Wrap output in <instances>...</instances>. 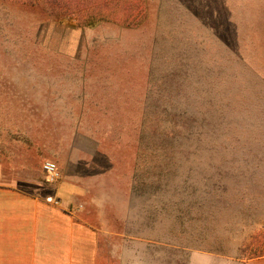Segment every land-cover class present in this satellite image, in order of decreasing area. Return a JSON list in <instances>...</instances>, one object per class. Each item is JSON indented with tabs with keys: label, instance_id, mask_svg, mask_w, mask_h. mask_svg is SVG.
<instances>
[{
	"label": "rangeland",
	"instance_id": "1",
	"mask_svg": "<svg viewBox=\"0 0 264 264\" xmlns=\"http://www.w3.org/2000/svg\"><path fill=\"white\" fill-rule=\"evenodd\" d=\"M146 3L140 26L81 27L0 0V174L19 186L41 176L44 162L22 167L8 135L42 123L33 94L72 75L105 103L84 114L71 103L57 126L72 138L103 129L107 143L116 132L122 203L132 194L125 228L95 217L131 237L103 240L110 264H246L243 251L264 254V0Z\"/></svg>",
	"mask_w": 264,
	"mask_h": 264
},
{
	"label": "crops",
	"instance_id": "2",
	"mask_svg": "<svg viewBox=\"0 0 264 264\" xmlns=\"http://www.w3.org/2000/svg\"><path fill=\"white\" fill-rule=\"evenodd\" d=\"M57 68V72L72 71L71 66ZM62 77L70 80L63 82ZM73 77L56 74L38 86L33 97L39 102L31 119H41L42 123L8 135L23 148L22 167L36 166L27 160L40 164L51 160L58 164L62 179L45 185L39 179L42 171L39 178L29 176L19 186L4 181L0 174V264H110L103 240L112 234L131 240L126 232L114 234L95 222H101L95 217L112 215L121 218L125 228L124 216L132 207V194L125 205L118 188L122 175L117 133L112 132L107 143L103 129L92 135L77 131L72 138L57 126L61 114L76 111L71 103L83 104L81 114L91 112L86 103H105L100 93L94 97V91L74 84ZM25 114L29 119L30 112ZM119 263L129 261L123 255ZM256 263L264 264V258L246 262Z\"/></svg>",
	"mask_w": 264,
	"mask_h": 264
},
{
	"label": "trees",
	"instance_id": "3",
	"mask_svg": "<svg viewBox=\"0 0 264 264\" xmlns=\"http://www.w3.org/2000/svg\"><path fill=\"white\" fill-rule=\"evenodd\" d=\"M23 4L40 5L50 21L76 20L81 27L97 22H115L125 27L140 26L147 17L146 0H18ZM255 250V249H254ZM244 260L264 257L255 251H243Z\"/></svg>",
	"mask_w": 264,
	"mask_h": 264
},
{
	"label": "built area",
	"instance_id": "4",
	"mask_svg": "<svg viewBox=\"0 0 264 264\" xmlns=\"http://www.w3.org/2000/svg\"><path fill=\"white\" fill-rule=\"evenodd\" d=\"M42 171L44 173L46 182L50 185L59 183V181L62 179V172L58 164L54 161H45L42 166Z\"/></svg>",
	"mask_w": 264,
	"mask_h": 264
}]
</instances>
